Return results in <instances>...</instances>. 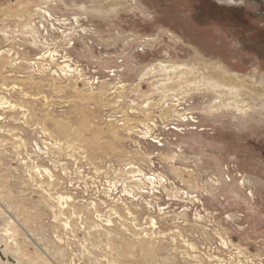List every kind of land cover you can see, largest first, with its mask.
<instances>
[{
    "label": "rangeland",
    "instance_id": "374dc122",
    "mask_svg": "<svg viewBox=\"0 0 264 264\" xmlns=\"http://www.w3.org/2000/svg\"><path fill=\"white\" fill-rule=\"evenodd\" d=\"M117 1L0 0V254L264 264V0Z\"/></svg>",
    "mask_w": 264,
    "mask_h": 264
},
{
    "label": "bare ground",
    "instance_id": "6f19581e",
    "mask_svg": "<svg viewBox=\"0 0 264 264\" xmlns=\"http://www.w3.org/2000/svg\"><path fill=\"white\" fill-rule=\"evenodd\" d=\"M106 2H108V0H106ZM109 4H110V8H108V11L110 10L109 12H111V10L114 9L115 5L118 4V1L114 0V2H112V0H110ZM102 7H103V5H102ZM105 8H107V7H105ZM101 9H103V8H101ZM104 10L105 9H103V11ZM109 12H107V13H109ZM217 61L219 62V60H217ZM199 81H200V83L204 84L203 88L211 89L214 92V94L216 93L215 94V102H213V103H214V106H218V107L227 106V107L235 108V106H236L238 110H242V111H245L247 113L248 108H250V106L247 104H245V105L239 104L242 102L241 94H247L249 96L251 94L253 99H256L259 101H261L262 98L264 97V92H259L257 89L254 88V84H253L254 82L253 81L249 80L248 78H242V77H238L237 75H231L229 73L228 69L224 67V65H218V66L214 67L209 73L202 74V80H199ZM4 86L5 85H3V87ZM219 90L222 93H219ZM5 98L4 97L0 98V104L1 105L7 104L6 107H8L11 105V103H10V100H7ZM262 103L264 104V100H262ZM11 107H12V105H11ZM13 109L14 108L12 107V110ZM242 111H240V112H242ZM24 115L26 116L25 113H24ZM18 118H19V116H18ZM11 119H13V118H11ZM25 123H26V121H25ZM9 128L10 127H8V129ZM8 131H10V130H8ZM20 133H21V131H20ZM26 134H28V133H26ZM2 146H3V144H2ZM0 203L2 204L1 201H0ZM5 218H8V217H5ZM2 226H3V221H2ZM2 226L0 223V227H2ZM21 226L24 230L26 229L24 224H21ZM3 229H4V227H2V230ZM5 231L10 232L9 228H6ZM28 232H29V234H31L30 231H28ZM33 238L36 239L35 237H33ZM6 248H7L6 242L0 241V252H3L5 255H9L6 252ZM43 250L46 251V248H44ZM6 262H10L11 264H20V263H18L19 260H10L9 261V260H7L6 256L2 257V254H0V264L6 263ZM26 264H32V263H26Z\"/></svg>",
    "mask_w": 264,
    "mask_h": 264
}]
</instances>
